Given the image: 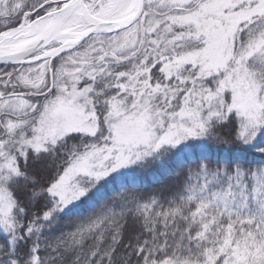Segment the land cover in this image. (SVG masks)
<instances>
[{
  "label": "snow or ice",
  "instance_id": "obj_1",
  "mask_svg": "<svg viewBox=\"0 0 264 264\" xmlns=\"http://www.w3.org/2000/svg\"><path fill=\"white\" fill-rule=\"evenodd\" d=\"M0 264H264V0H0Z\"/></svg>",
  "mask_w": 264,
  "mask_h": 264
}]
</instances>
